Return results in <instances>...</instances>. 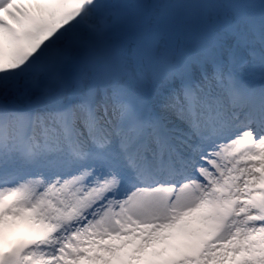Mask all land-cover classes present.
<instances>
[{
	"label": "snow or ice",
	"instance_id": "obj_1",
	"mask_svg": "<svg viewBox=\"0 0 264 264\" xmlns=\"http://www.w3.org/2000/svg\"><path fill=\"white\" fill-rule=\"evenodd\" d=\"M0 264H264V0H0Z\"/></svg>",
	"mask_w": 264,
	"mask_h": 264
}]
</instances>
